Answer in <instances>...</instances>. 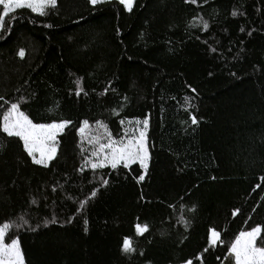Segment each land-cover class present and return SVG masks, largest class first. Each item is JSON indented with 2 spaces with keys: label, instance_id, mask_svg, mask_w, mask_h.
Returning <instances> with one entry per match:
<instances>
[{
  "label": "trees",
  "instance_id": "obj_1",
  "mask_svg": "<svg viewBox=\"0 0 264 264\" xmlns=\"http://www.w3.org/2000/svg\"><path fill=\"white\" fill-rule=\"evenodd\" d=\"M48 11L17 10L0 30V116L18 103L34 123L70 121L47 167L0 132V224L25 264H224L241 231L264 237V0H135L130 13L117 0H57ZM145 119L146 171L85 165L87 138L107 139L98 122L127 140Z\"/></svg>",
  "mask_w": 264,
  "mask_h": 264
},
{
  "label": "snow or ice",
  "instance_id": "obj_2",
  "mask_svg": "<svg viewBox=\"0 0 264 264\" xmlns=\"http://www.w3.org/2000/svg\"><path fill=\"white\" fill-rule=\"evenodd\" d=\"M111 0H88V3L92 6L102 5L110 3ZM186 3L198 4V0H185ZM119 5L123 6V10L131 12L135 5V0H117ZM57 8V0H0V30L5 29V18H9L8 23L11 24V20L14 16L10 17V14L16 13L17 10L27 9L31 13L38 16H47L50 9ZM233 16L237 15L236 11L232 12ZM201 22L204 30L208 28V22L204 21L201 17ZM51 27V25H48ZM241 31H244L241 28ZM251 35V33H249ZM213 51H215L213 49ZM18 55L23 58L24 50H20ZM78 89L76 94L79 95L82 89L80 88V81L75 82ZM3 100V97H0ZM7 103V102H5ZM51 111V109H50ZM191 123L196 124L197 120L195 116H191ZM70 121H59L51 123H34L28 115L20 110L18 103H11L0 116V132L7 135V137H17L23 142V149L32 158V162L37 165L48 166V162L53 160L57 153V136L63 132L64 128ZM122 123V122H121ZM143 125L138 130V134L134 130L133 133H126V136L131 138L127 140L113 139L110 132L107 131V126L100 124V127L105 129L106 142L101 143L100 137H88V143L93 145L92 156L95 160H90L87 156L84 157L85 165H90L93 171L97 169H103L105 167H111L116 169L118 165L123 164L125 168L130 165L139 163L140 167L145 171L148 167L150 159L148 146L146 142V132L148 129V120L145 119L142 122L136 121V124ZM89 128V122L83 121V126L79 128V132L82 136L83 143L84 134L86 129ZM82 152L85 149H81ZM38 156V158H37ZM83 170V165L81 167ZM144 176L140 175L138 182L143 180ZM102 185H107L106 179L101 181ZM96 191L91 193L92 197H95ZM87 201L81 203V209ZM194 210V209H193ZM238 211V210H237ZM52 222H55L54 220ZM87 223V221H85ZM187 226V222H185ZM136 233L142 235L148 231L147 224H137L135 226ZM35 230V229H33ZM10 231V224H0V264H25L23 252L20 248L18 239L12 238L10 243L6 242V235ZM262 228L255 226L249 231H241L234 241L230 244L228 249L229 254L234 259V264H264V237H261ZM258 240L260 246H258ZM223 244L220 239V233L216 230H210L209 243L216 245L217 243ZM207 250V249H205ZM122 251L126 254L135 251L131 238H124ZM191 264V262H188Z\"/></svg>",
  "mask_w": 264,
  "mask_h": 264
},
{
  "label": "rangeland",
  "instance_id": "obj_3",
  "mask_svg": "<svg viewBox=\"0 0 264 264\" xmlns=\"http://www.w3.org/2000/svg\"><path fill=\"white\" fill-rule=\"evenodd\" d=\"M69 126V124H67L66 125V127L64 128V130H63V132L66 130V128ZM88 129H90V128H88ZM88 129H86V132H85V134H84V136H87L88 135V132H90V130H88ZM138 129H140V128H138ZM62 132V133H63ZM62 133H60L58 136H57V141H58V137L62 134ZM137 134H138V132H137ZM127 139H129V138H127ZM57 154V153H56ZM37 158H38V156H37ZM51 161H49L48 162V164L50 163ZM139 164V163H138ZM121 165H123V164H121ZM10 243V242H9ZM227 259V261L224 263V264H234V259H233V257L229 254L228 255V258H226Z\"/></svg>",
  "mask_w": 264,
  "mask_h": 264
},
{
  "label": "crops",
  "instance_id": "obj_4",
  "mask_svg": "<svg viewBox=\"0 0 264 264\" xmlns=\"http://www.w3.org/2000/svg\"><path fill=\"white\" fill-rule=\"evenodd\" d=\"M229 255V254H228Z\"/></svg>",
  "mask_w": 264,
  "mask_h": 264
}]
</instances>
